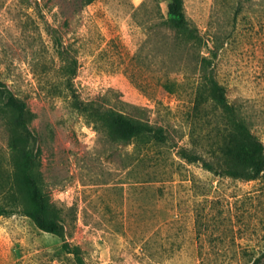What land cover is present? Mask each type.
Masks as SVG:
<instances>
[{"label":"rangeland","instance_id":"1","mask_svg":"<svg viewBox=\"0 0 264 264\" xmlns=\"http://www.w3.org/2000/svg\"><path fill=\"white\" fill-rule=\"evenodd\" d=\"M167 2L0 0L1 88L25 101L34 172L63 228L0 215V264H77L64 242L87 264H264V171L215 174L173 146L216 120L197 102L214 33L211 71L264 142V0H183L201 42L164 24ZM76 103L148 117L170 142L112 140ZM8 137L0 108V201Z\"/></svg>","mask_w":264,"mask_h":264},{"label":"trees","instance_id":"2","mask_svg":"<svg viewBox=\"0 0 264 264\" xmlns=\"http://www.w3.org/2000/svg\"><path fill=\"white\" fill-rule=\"evenodd\" d=\"M163 22L186 40L202 41V36L189 26L183 0H168ZM211 41L210 54L200 56L204 79L199 85L197 102H208L216 120L209 123L208 130L192 129L187 142L173 146L177 147L176 154L181 159L189 163L200 162L215 174L252 179L264 171V142L252 130L242 111L230 102L226 87L211 71L221 46L215 33ZM74 73L73 67L67 71L69 76ZM163 88L164 91L173 90L168 83ZM76 107L88 112L98 124V129L105 130L112 140L125 143L137 140L144 144L145 149L170 142L166 127L151 122L148 117L114 106L102 108L92 103H76ZM0 108L6 114L8 147L12 159L11 187L5 193V199L0 201V215L21 212L39 228L61 235L60 209L44 196L39 177L34 172V153L31 132L26 124L25 101L17 98L9 89H2L0 84ZM63 248L74 254L77 264H87L79 246L64 242Z\"/></svg>","mask_w":264,"mask_h":264}]
</instances>
